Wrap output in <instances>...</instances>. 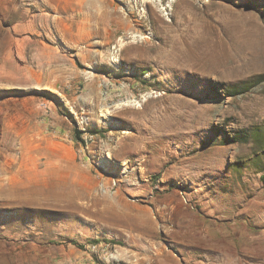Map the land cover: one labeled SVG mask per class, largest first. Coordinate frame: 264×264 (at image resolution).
<instances>
[{
  "label": "rangeland",
  "instance_id": "1",
  "mask_svg": "<svg viewBox=\"0 0 264 264\" xmlns=\"http://www.w3.org/2000/svg\"><path fill=\"white\" fill-rule=\"evenodd\" d=\"M171 1L0 0V264H264V0Z\"/></svg>",
  "mask_w": 264,
  "mask_h": 264
},
{
  "label": "bare ground",
  "instance_id": "2",
  "mask_svg": "<svg viewBox=\"0 0 264 264\" xmlns=\"http://www.w3.org/2000/svg\"><path fill=\"white\" fill-rule=\"evenodd\" d=\"M152 2V1H151ZM172 3H169V5H167V6H171V7H173V6H177L178 5V2L176 1V0H172L171 1ZM180 3V2H179ZM193 3V2H192ZM153 4H154V2H153ZM181 5H179L180 6V10H181V12H184L185 14L187 13V15L189 14L190 15V17H191V21L192 22H194V24H197L196 22H197V20L199 21V19H201L202 18V15H203V12H201V11H198L197 9H194L193 8V6H191V3L190 2H188V1H185V0H181V3H180ZM178 6V7H179ZM153 7V6H152ZM156 6H154V8H155ZM153 8V9H154ZM161 9H163V8H161ZM165 9V8H164ZM157 10V9H156ZM156 14H157V12H156ZM165 14H168V12L167 13H165ZM188 15V16H189ZM101 17V19H103V18H106L104 15H101L100 16ZM176 19H178V18H176ZM189 19V18H188ZM200 22V21H199ZM225 23V22H224ZM164 27V28H163ZM202 27V26H201ZM162 28L164 29V30H171V31H173L172 29V27L169 25V24H167V25H165V26H162ZM172 28V29H171ZM175 30V29H174ZM159 31V30H158ZM170 31V32H171ZM162 32V31H161ZM254 32V31H253ZM253 32H251V33H253ZM165 33V32H164ZM168 33V32H167ZM206 32L204 31L203 32V28H202V32H201V35H199L197 38H196V44L194 45V46H190V52L191 51H193V50H195L196 49V47L197 46H199L200 44H203V43H206L207 41H208V35L206 34ZM162 35V34H161ZM165 35H167L168 37H176V35H168V34H165ZM165 35H163V36H165ZM181 36H182V33L180 34ZM137 36V35H136ZM248 36H250V35H248ZM255 36V35H254ZM179 37V36H178ZM247 38H249V37H247ZM264 39V38H263ZM142 40V39H141ZM252 41H254L253 39H252ZM148 43V42H147ZM145 44V43H144ZM152 44V43H151ZM134 45V44H133ZM161 45V44H160ZM152 48H153V50H152V48L151 49H149L148 50V48L146 49V48H143V49H139L140 48V46H135V47H133V48H129V50L126 52V54H127V56L128 57H131V58H133V59H140V60H145V59H147V58H151V57H157L158 55H166V56H168L169 55V53H165L164 52V48L162 49V45L161 46H159V45H150ZM139 47V48H138ZM175 47V46H174ZM189 47V46H188ZM152 51H154L155 53L154 54H152L153 52ZM197 51V50H196ZM170 52V51H169ZM171 53V52H170ZM175 53V52H174ZM189 53V52H188ZM196 53V52H195ZM194 53V54H195ZM172 54V53H171ZM170 54V55H171ZM161 57V56H160ZM172 57V56H171ZM173 58V57H172ZM169 62V61H168ZM174 62V61H173ZM167 63V62H166ZM176 63V62H175ZM188 65V64H187Z\"/></svg>",
  "mask_w": 264,
  "mask_h": 264
},
{
  "label": "trees",
  "instance_id": "3",
  "mask_svg": "<svg viewBox=\"0 0 264 264\" xmlns=\"http://www.w3.org/2000/svg\"><path fill=\"white\" fill-rule=\"evenodd\" d=\"M77 136H78V134H77Z\"/></svg>",
  "mask_w": 264,
  "mask_h": 264
}]
</instances>
